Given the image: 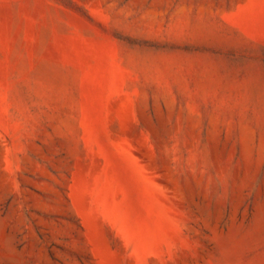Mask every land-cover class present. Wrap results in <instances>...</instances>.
<instances>
[{"label":"rangeland","instance_id":"rangeland-1","mask_svg":"<svg viewBox=\"0 0 264 264\" xmlns=\"http://www.w3.org/2000/svg\"><path fill=\"white\" fill-rule=\"evenodd\" d=\"M0 264H264V0H0Z\"/></svg>","mask_w":264,"mask_h":264}]
</instances>
